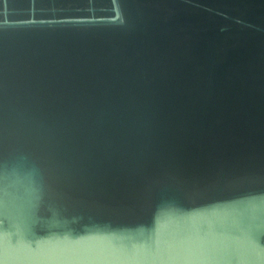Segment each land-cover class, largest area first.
<instances>
[{
  "label": "water",
  "instance_id": "water-1",
  "mask_svg": "<svg viewBox=\"0 0 264 264\" xmlns=\"http://www.w3.org/2000/svg\"><path fill=\"white\" fill-rule=\"evenodd\" d=\"M0 264H264V0H0Z\"/></svg>",
  "mask_w": 264,
  "mask_h": 264
}]
</instances>
